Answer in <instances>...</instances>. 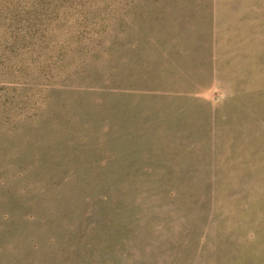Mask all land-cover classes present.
Returning <instances> with one entry per match:
<instances>
[{"label":"rangeland","instance_id":"374dc122","mask_svg":"<svg viewBox=\"0 0 264 264\" xmlns=\"http://www.w3.org/2000/svg\"><path fill=\"white\" fill-rule=\"evenodd\" d=\"M0 264H264V0H0Z\"/></svg>","mask_w":264,"mask_h":264}]
</instances>
